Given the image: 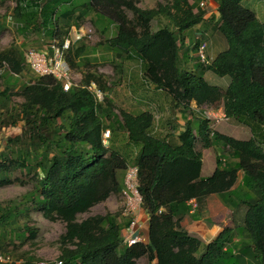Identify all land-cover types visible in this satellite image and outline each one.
I'll return each instance as SVG.
<instances>
[{
	"label": "trees",
	"instance_id": "trees-1",
	"mask_svg": "<svg viewBox=\"0 0 264 264\" xmlns=\"http://www.w3.org/2000/svg\"><path fill=\"white\" fill-rule=\"evenodd\" d=\"M72 1L16 0L17 28L24 34L34 28L63 41L68 35H62L58 18L80 28L81 22L94 16V26L106 35V48L121 60L117 68L124 60L139 61L147 85L167 91L183 112L193 111L192 102L201 108L222 101L227 118L249 128L253 137L239 140L216 132L200 113L193 114L176 138L172 133H155L151 111L133 114L121 109L116 114L111 99L98 104L83 86L95 82L108 89L95 73L87 74L81 87L68 92L54 78L39 77L14 94L9 81L24 70V57L18 50H8L0 54V66L3 62L10 66V72L2 76L10 74L0 93V114L6 111L4 125L21 123L22 131L8 140L7 153L2 154L6 161L0 162V185L11 183L5 175L19 164L23 172L33 175L35 185L28 202L41 208L45 219L66 225L60 238L62 264H137L141 258L156 264H264V22L242 6L244 0H212L218 17H206L207 11L200 8L202 0H171L152 9L140 8L142 0H92L57 16L58 8ZM159 17L167 18L172 28L153 31L152 22ZM211 21L227 48L210 64L194 65V70L188 64L193 60L190 52L198 50L200 41L194 37L192 48L185 47L187 32ZM78 43L74 58L80 59L86 46ZM72 50L67 59L74 66ZM208 71L228 77V87L223 90L209 84L204 78ZM14 95L24 99L18 109L9 107ZM105 130H110L107 144ZM214 146L225 149L231 160L224 163L217 157L215 172L204 178L201 150ZM129 165L138 167L141 208L149 217L148 242L133 246L126 245L123 236L130 220L120 221L109 213L78 219L123 192L119 172L124 175ZM239 173H243L242 182L236 186ZM210 195L220 196L233 211L244 207L245 213L242 225L224 229L204 245L182 222L186 216L200 219L198 207L193 211L190 201L199 206ZM0 213L2 225L16 223L11 207L0 206ZM33 259L25 264H34Z\"/></svg>",
	"mask_w": 264,
	"mask_h": 264
},
{
	"label": "rangeland",
	"instance_id": "rangeland-1",
	"mask_svg": "<svg viewBox=\"0 0 264 264\" xmlns=\"http://www.w3.org/2000/svg\"><path fill=\"white\" fill-rule=\"evenodd\" d=\"M45 1L43 0V4ZM92 0H73L71 4H63L58 8L57 16H59L65 10L71 8L72 6H77L81 4H89ZM171 0H142L138 6L142 9H152L156 8L158 3L166 4ZM204 6L200 5V8H204L207 11L208 16L216 17V9L209 7L205 0L202 1ZM242 6L252 12H254L261 22H264V0H244ZM16 7V0H0V54L8 50H18L24 54L25 51L29 49H41L45 46L51 38L44 35V31H37L32 28L25 32V34L17 28V21L14 19V8ZM129 18H133V13L127 11ZM11 17V20L9 19ZM95 20L94 16L88 17L85 21L81 22V27L77 28L71 24L64 22L61 18L57 19V26L63 28L62 35L67 34L74 42L72 48V58L74 59L75 65H70L73 70V76L77 83H82L85 76L89 73H95L103 78L106 83L107 90L105 92V103L107 98L114 102L115 113L119 114L121 109L134 108L135 102L138 100L136 98H142L139 96L140 92L151 91L152 89H147V82L143 80L144 73L141 63L137 60H124L122 67L117 68L116 64L121 62V60L116 59L115 51H110L106 48L105 37L99 29L94 26ZM76 20V16L73 17ZM214 21H211V25L201 27L202 33H207L204 35L205 41L208 43V48L206 54L209 57L221 52L226 48V39L220 33V31L214 29ZM170 27L172 28L169 20L165 17H159L152 22V29L156 31L160 28ZM193 29L187 32L186 37L188 40L192 37ZM212 35V38H210ZM60 36V35H59ZM77 36L79 39H77ZM220 38L223 42L222 46L220 44H214V39ZM186 42L188 41L185 38ZM77 42V43H76ZM82 42L86 46L85 57L80 59L74 58V50L76 49V44ZM190 45V48H192ZM186 46V45H184ZM224 47V48H223ZM196 53L191 51V54ZM179 54H182V49L179 50ZM200 64L197 57H193L191 65ZM25 68L20 75H13L10 78L9 84L11 90L20 92L21 87L29 82L36 81L40 76L34 73L25 63ZM196 70V66L194 67ZM191 70V69H189ZM9 72V71H8ZM5 75V74H4ZM0 78V93H2L7 85L6 78L10 77V74ZM206 80L209 84L214 86H222L223 80L213 73L206 74ZM212 77V78H211ZM156 91V90H155ZM155 97H147L144 99H150V106L153 107L152 112L154 114L155 123L154 125L158 128L160 124L162 126H173L176 124V128L179 123H173V114L176 113L175 102L172 96L167 91H159ZM24 102L21 96L14 95L11 98L10 106H15L19 108L20 104ZM104 103V104H105ZM139 105V104H138ZM135 105V106H138ZM196 108V103L192 102ZM222 101L212 104V106H204L200 109L217 111L222 107ZM150 107V108H151ZM175 107V108H174ZM201 110V111H202ZM0 114V162L4 163L6 160L2 158L3 153H7L8 140L10 138H15L22 131V124L16 126L4 125L2 122L8 121V117L5 110H1ZM170 123L169 125L167 123ZM230 121L223 122L218 126L226 125ZM217 128V127H216ZM216 128L214 129L216 131ZM106 131V130H105ZM218 132V131H216ZM158 133H160L158 131ZM110 138L107 139V142ZM124 141L122 144L124 145ZM200 148V147H199ZM114 149L121 150L122 148ZM215 154V150L213 151ZM218 154V151H216ZM223 155L218 156L223 160ZM213 157L210 151L205 152V162L206 167L204 169L205 175H211L214 167V163L209 164L210 158ZM214 158V157H213ZM211 162V161H210ZM224 162V161H223ZM9 163V162H8ZM133 163V161H131ZM226 163V162H224ZM22 165L16 166L11 169L5 176L11 180V183L7 185H0V206L2 208H9L15 210V216H17V221L15 224L2 225L0 223V251L9 255L15 262L22 261L24 264L34 258V262L37 260H50L55 261L60 256V238L66 232V225L61 221H49L43 217V212L41 208L33 202H28L29 197L33 190L35 181L33 175H27L23 172ZM119 179L122 182L123 172H119ZM123 190H125V184H123ZM126 209V199L123 192L121 194L112 195L105 202L97 204L88 213L79 215V221L84 220L90 216L95 215H106L107 213L119 216L120 221H131L133 217L140 213L136 211L131 215H125ZM1 216V213H0ZM244 218V217H243ZM134 221V220H133ZM35 233L34 237L33 234ZM137 264H151L147 258H141L137 260Z\"/></svg>",
	"mask_w": 264,
	"mask_h": 264
},
{
	"label": "crops",
	"instance_id": "crops-1",
	"mask_svg": "<svg viewBox=\"0 0 264 264\" xmlns=\"http://www.w3.org/2000/svg\"><path fill=\"white\" fill-rule=\"evenodd\" d=\"M202 1H201V3H203ZM205 3H207L209 7L214 8V10L216 9V17H218L217 4L215 2H213L212 0H205ZM207 16H208V14H207ZM201 27H203V26L199 25L193 29L194 31H193L192 37L189 40L186 37V39L188 41L186 42V40H185V42H184V45H186L185 47H190L191 40L194 39V37L196 39L197 35H202V36L208 35L207 33H205V34L202 33ZM210 38H212V35H210ZM216 39L217 40L214 39V41H213L214 44H217V45L220 44L222 46L223 40L221 41V39L218 37ZM226 48H227V46H226ZM226 48H224L222 51H224ZM219 53L210 57L211 61ZM190 54H191V52H190ZM194 56L196 57V53L190 55V57H194ZM191 62H192V60H190L188 64L190 65ZM189 67L192 68L195 66L191 65ZM207 73H212V72H210V71L206 72L204 75L205 79H206L205 76ZM221 79L223 80V85L218 86V87L225 90L229 85L230 79L228 77H224ZM147 89H149V90L152 89L151 91H154V92H149L147 90L144 92H140L139 96H141L142 98H136L138 100L135 102L136 103L135 105H138V104L139 105L138 106L134 105V108L128 107V109H124V110L131 112L133 114H138L142 111L154 112V111H152L153 107H151L153 104L151 106L149 104L150 99H144V98L152 97L155 99V97L153 95H156L157 92H159L160 90L159 91L156 90L154 88V86H152V85H148ZM190 107L193 110L192 112H190V111L183 112L181 109L176 107V110H175L176 113L173 114L172 116L174 119L173 123H176V122L179 123V126L177 128H176V124H173V126H167V127L163 126V124L161 126V124H160V127L159 126H158V128L155 127V129H156L155 133H158V131H159L163 136L172 133L173 137H175V138L178 137V134H180V132L183 131L186 122L193 119V117H194L193 114H196V115L198 114V111L194 105H190ZM221 109H223V107H221ZM229 121H230L229 124L226 123V125H224V126H222L223 124L218 126L216 128V131H218L219 133H221L223 135H229V136H232V137L239 139V140H249L253 137L249 128H244L238 122H235L231 119H229ZM170 123H172V122H169L167 124L169 125ZM214 150H215V154L213 153ZM201 151H202V156H203V167H202V174L201 175L204 178L211 176L215 172V170L217 168V157L218 156L225 153L223 155V161L229 162L231 160L229 155H228V152H225V149H223L221 146H214V147H211L209 149H202ZM206 151H210V153H212V155L214 157V158L213 157L210 158L211 162L209 161V164L212 163V161H213L214 167H216L213 170L211 175H205L204 174V169L207 165L205 162V152ZM216 151H218V154L216 153ZM242 177H243V173H239V178H238V182H237L236 186L241 184ZM124 178H125V174L123 175V180H122L123 184H124ZM197 207L201 213V218L198 220H194L190 216H186L182 222V226L190 234L199 237L203 241L204 245H208L209 243H211L215 238H217L222 233V231L224 229L235 228V226L242 225L243 217H244V213H245V208L242 207L238 210L233 211L231 208L227 207L224 204L223 199L218 195H210V196L206 197L204 200H202L201 204ZM132 220L138 221L137 222L138 224L135 227V230L133 231L134 235L139 236L142 239V243H147L148 242V228H149V226H148L149 225L148 215L145 213V211L143 209H141V212L136 214ZM127 229L124 231L123 236L126 235ZM37 261H41V260H37ZM15 264H24V262L22 260V262H15ZM151 264H156V262H152Z\"/></svg>",
	"mask_w": 264,
	"mask_h": 264
},
{
	"label": "built area",
	"instance_id": "built-area-1",
	"mask_svg": "<svg viewBox=\"0 0 264 264\" xmlns=\"http://www.w3.org/2000/svg\"><path fill=\"white\" fill-rule=\"evenodd\" d=\"M202 7L204 3L200 4ZM11 20V17H9ZM17 25V24H16ZM18 26V25H17ZM77 39L78 38L77 36ZM197 40L200 41L196 57L202 64H210L211 61L206 54L208 43L202 40V35H197ZM74 42L70 37H66L60 41L58 37L51 39L42 49H29L24 52V63L40 77H52L62 84L63 91L68 92L73 87H81L82 83H77L74 76L72 67L67 59L68 52L72 49ZM10 72V66L7 62H3L0 66V78L7 72ZM15 75V74H14ZM90 91L98 104L105 103V92L98 86L97 83L92 82L89 85H83ZM211 107V106H210ZM202 108V107H201ZM198 113L204 118L210 120L212 128H216L219 124L228 121L229 119L224 113L223 109L215 111L202 110L196 108ZM202 110V111H201ZM110 137V130L103 132V142L107 144V139ZM125 190H123L126 199L125 215H131L136 211H141L142 196L139 192V179L138 167L130 166L126 170L124 178ZM193 211L197 208L195 200L190 201ZM138 221L131 222L124 236V243L128 246H133L142 242L139 236H135L133 231L137 226ZM22 262V261H19ZM0 264H15V261L7 254L0 251ZM34 264H62L60 260L50 261L41 260L36 261Z\"/></svg>",
	"mask_w": 264,
	"mask_h": 264
},
{
	"label": "clouds",
	"instance_id": "clouds-1",
	"mask_svg": "<svg viewBox=\"0 0 264 264\" xmlns=\"http://www.w3.org/2000/svg\"><path fill=\"white\" fill-rule=\"evenodd\" d=\"M105 132V131H104ZM109 139V138H108Z\"/></svg>",
	"mask_w": 264,
	"mask_h": 264
}]
</instances>
